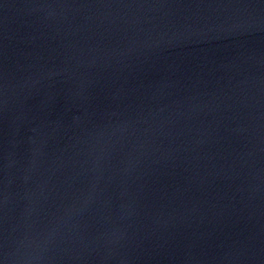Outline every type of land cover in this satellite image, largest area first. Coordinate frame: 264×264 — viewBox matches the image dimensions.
Segmentation results:
<instances>
[{"label":"water","instance_id":"water-1","mask_svg":"<svg viewBox=\"0 0 264 264\" xmlns=\"http://www.w3.org/2000/svg\"><path fill=\"white\" fill-rule=\"evenodd\" d=\"M0 264H264V0H0Z\"/></svg>","mask_w":264,"mask_h":264}]
</instances>
